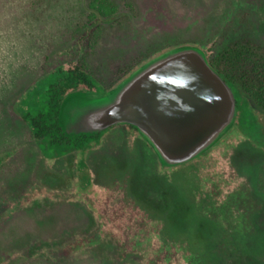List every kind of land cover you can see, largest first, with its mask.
<instances>
[{"label":"rangeland","instance_id":"obj_1","mask_svg":"<svg viewBox=\"0 0 264 264\" xmlns=\"http://www.w3.org/2000/svg\"><path fill=\"white\" fill-rule=\"evenodd\" d=\"M101 1L92 7V0H0V264H149L132 248L152 254L176 243L204 264H264V148L249 137L232 131L201 163L161 167L139 135L120 127L93 139L98 144L84 156L74 151L55 159L53 173L50 162L33 155L37 141L19 118L34 112L31 104L44 109L46 94L30 86H47L43 77L71 62L92 74L94 91H101L118 74L178 45L215 55L249 40L263 55L264 0ZM103 4L113 9L109 18L96 17ZM254 59L241 65L245 72ZM240 70L231 66L232 75ZM257 70L264 74L261 65ZM247 98L259 137L264 108L252 93ZM83 164L91 176L84 189L76 170ZM205 169L223 180L220 199L248 186L255 207L244 230L219 229L201 213L211 201L201 186ZM111 234L128 250L120 251ZM89 236L94 244L67 249Z\"/></svg>","mask_w":264,"mask_h":264},{"label":"water","instance_id":"obj_2","mask_svg":"<svg viewBox=\"0 0 264 264\" xmlns=\"http://www.w3.org/2000/svg\"><path fill=\"white\" fill-rule=\"evenodd\" d=\"M235 112L233 89L206 52L183 44L149 58L111 88L68 92L59 102L57 122L68 137L132 125L160 165L175 167L218 143ZM78 178L83 185L88 169Z\"/></svg>","mask_w":264,"mask_h":264},{"label":"trees","instance_id":"obj_3","mask_svg":"<svg viewBox=\"0 0 264 264\" xmlns=\"http://www.w3.org/2000/svg\"><path fill=\"white\" fill-rule=\"evenodd\" d=\"M99 1L102 2L101 0H92L91 6L96 7L95 2ZM97 7L99 9V14L96 15V17H101L100 15H102L103 18H109L111 11H113V9L110 8L111 5L108 6V4H103V9L99 6ZM94 21L90 24L94 23ZM164 50L166 49H162L160 52ZM261 50H263L262 47L254 45L249 40H245L234 42L230 46L223 48L222 51L215 55H211V52L208 49H206L205 52L208 56L210 64L221 75V77L229 83L233 89L235 99H237L234 123L227 134L232 131H237L239 134L249 137V139H252L254 143L264 148V134L261 133V136L257 137L258 130L256 116L250 110L247 99V93H252L256 99V103L261 108H264V74H258L257 70L260 65L264 70V54L261 55L259 53ZM249 58H255L252 62L254 68L251 70V73L245 72L241 66L244 65L245 68L246 62ZM233 65H239L241 70L238 71V74H231V66ZM132 70L133 69H130L121 75L118 74V76L112 80L110 86H114ZM45 79L48 82L47 86H88L86 90H94L89 86H95V84H97L95 80L96 78L92 74L84 70L80 65L72 62L68 63L65 67L57 68L54 72H49L43 78V80ZM258 79H260L259 83H261V86H257ZM66 92V90L61 88H59L56 92L52 89L47 90L45 92V94L47 93L46 104L43 106L44 109L40 110V117L37 116L35 118H30L31 115L29 116L28 114L23 116L24 120H29V125L33 131L34 139H47L50 140V144H52L53 140L51 139L53 138V135L50 136L48 134H54V157L61 156L63 153L70 150L83 153L85 149L92 146L94 138V135H86L83 133L68 137L60 129L57 122L56 111L60 100L65 96L64 94ZM132 128L135 130L133 126ZM222 139L220 141H222ZM62 141L68 142L65 144ZM145 145L152 151L146 143ZM209 151L210 150L202 153L193 159V161L198 160L201 163V160L208 154ZM11 155L12 153L7 151L5 153L6 159L10 158ZM201 165L204 164L202 163ZM205 173V178L202 180L201 186L203 185L202 188L206 189L211 201L203 206L202 214L204 217L212 221L214 227L215 224H217L216 227L219 229L221 228L223 230L225 229L236 233L244 230V225H246L245 223L247 222L248 225L250 224V215L252 216V212L255 207L253 196L246 183L243 182L239 184L237 188L232 190L224 199H220L221 191L219 182H222L223 180L213 176L209 169H205ZM111 235L113 238L118 240L120 251L125 252L128 250V248H126L123 244L124 242L120 241L116 234ZM146 240H148V237ZM138 241L139 240H135L134 243L138 244ZM94 243V240L90 236L79 238L74 243H71L70 246H67V249L71 248L74 244V247H78L83 244L92 245ZM132 249L135 252H140L144 258L148 259L147 261L149 264H152L151 262H154L155 264H170L172 259H174L173 264H179L180 262L182 264H204L198 254L192 250L190 251L179 246L177 243L169 245L160 244L156 252L153 251L152 254L148 248L139 247ZM65 251L67 252L66 249ZM166 251L170 257L169 263H164L162 260V256H166Z\"/></svg>","mask_w":264,"mask_h":264},{"label":"flooded vegetation","instance_id":"obj_4","mask_svg":"<svg viewBox=\"0 0 264 264\" xmlns=\"http://www.w3.org/2000/svg\"><path fill=\"white\" fill-rule=\"evenodd\" d=\"M54 72V71H53ZM44 78V77H43ZM42 79V78H41ZM32 87V89L31 90H34V91H42V92H46L47 90H49V89H52L53 91H57L59 88H61V89H64V90H66L67 92L64 94V95H66L68 92H70V91H72V90H77V89H83V90H86L87 89V87L88 86H42L43 88H40V87H38V86H30V88ZM89 87H91L92 89L95 87V86H89ZM101 87V89L100 90H104V89H108V88H111V87H113V86H100ZM30 88L29 89H27V90H30ZM27 90H25V91H27ZM47 94V93H46ZM46 99L47 98H45V99H42V100H44V105L46 104ZM248 99V98H247ZM237 100V99H236ZM248 103H249V108H250V102H249V99H248ZM31 104V103H30ZM30 106H32V108H33V110H34V112L33 113H29V112H26V113H24V114H22L19 118L22 120V121H24L25 123H26V125H27V127L30 129V132H31V135L33 136V131L31 130V126L29 125V120H24L23 119V116L24 115H31L30 116V118L32 117V118H35V117H40V108L38 107L39 106V103H37V104H31ZM20 107H25L23 104H22V102L20 101ZM58 110V109H57ZM250 110L253 112V110L250 108ZM254 113V112H253ZM56 116H57V111H56ZM42 118V117H41ZM43 119V118H42ZM18 121H20V120H18V119H15V122L18 124ZM21 122V121H20ZM120 127H122V128H125L126 129V132H128V133H135V134H137L138 135V133H137V131H136V129L134 130L133 128H132V125H114V126H111V127H109V128H107V129H105V130H103V131H101L100 133H97V134H94V138L93 139H95V138H100L101 136H106V135H108V134H110V132H113V133H118V129L120 128ZM125 131V130H124ZM48 135H53V138L51 139V140H53V143L52 144H50V140H47V139H43V138H41V139H39V138H37V139H35V141H37L36 143H37V149H35V150H33L32 152H33V155H35V156H39L41 159H42V161H48V162H50V169H51V171H53V173H54V160L55 159H58V158H63L64 156H66V155H68L69 153H72V152H74V151H72V150H70V151H67V152H65V153H63L61 156H57V157H54V134H48ZM250 140V139H249ZM62 142H64L65 144L68 142V141H62ZM64 143H62V144H64ZM92 144H98L97 142H95V141H93V143ZM92 146H89L87 149H85V151L83 152V153H81V154H83V156H84V154H85V152L88 150V149H90ZM29 148V147H28ZM30 149V148H29ZM35 151V152H34ZM23 155H24V163H25V167H29V165H31V161H32V159H30V156H29V153H27V151H26V149L24 148V151H23ZM155 156V155H154ZM158 165L159 166H161V167H165V166H162V165H160L159 163H158ZM83 168H87V165L86 164H83L82 166H80L79 168H77L76 167V170H77V173H79V171L80 170H82ZM89 170V169H88ZM78 175V174H77ZM90 180H91V176H90V173H89V178H88V180L86 181V182H84V184L82 185V186H80V188H86L87 187V185L90 183ZM81 185V184H80ZM202 213V212H201Z\"/></svg>","mask_w":264,"mask_h":264}]
</instances>
